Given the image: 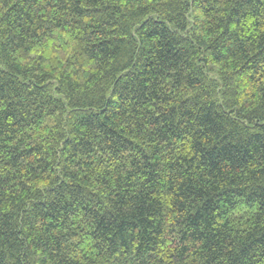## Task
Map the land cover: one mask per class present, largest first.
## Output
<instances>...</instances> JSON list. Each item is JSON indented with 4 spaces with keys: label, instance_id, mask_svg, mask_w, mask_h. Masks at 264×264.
<instances>
[{
    "label": "trees",
    "instance_id": "trees-1",
    "mask_svg": "<svg viewBox=\"0 0 264 264\" xmlns=\"http://www.w3.org/2000/svg\"><path fill=\"white\" fill-rule=\"evenodd\" d=\"M0 264H264V0H0Z\"/></svg>",
    "mask_w": 264,
    "mask_h": 264
}]
</instances>
